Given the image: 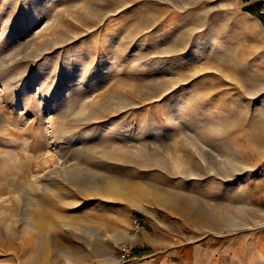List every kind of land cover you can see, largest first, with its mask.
Here are the masks:
<instances>
[{"label": "rangeland", "instance_id": "rangeland-1", "mask_svg": "<svg viewBox=\"0 0 264 264\" xmlns=\"http://www.w3.org/2000/svg\"><path fill=\"white\" fill-rule=\"evenodd\" d=\"M0 264H264V0H0Z\"/></svg>", "mask_w": 264, "mask_h": 264}, {"label": "built area", "instance_id": "built-area-1", "mask_svg": "<svg viewBox=\"0 0 264 264\" xmlns=\"http://www.w3.org/2000/svg\"><path fill=\"white\" fill-rule=\"evenodd\" d=\"M141 229V225H140V222L137 221L136 223V233ZM125 257V255H124Z\"/></svg>", "mask_w": 264, "mask_h": 264}]
</instances>
